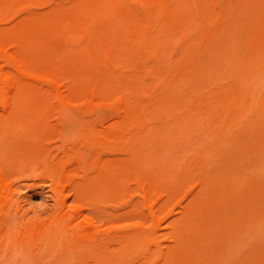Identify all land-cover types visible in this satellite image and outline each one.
I'll return each instance as SVG.
<instances>
[{"label": "bare ground", "instance_id": "1", "mask_svg": "<svg viewBox=\"0 0 264 264\" xmlns=\"http://www.w3.org/2000/svg\"><path fill=\"white\" fill-rule=\"evenodd\" d=\"M262 68L264 0H0V264H264Z\"/></svg>", "mask_w": 264, "mask_h": 264}, {"label": "rangeland", "instance_id": "2", "mask_svg": "<svg viewBox=\"0 0 264 264\" xmlns=\"http://www.w3.org/2000/svg\"><path fill=\"white\" fill-rule=\"evenodd\" d=\"M262 69H264V68H262ZM260 73L264 74V71H262V72L260 71ZM259 76H261V75L259 74ZM261 78L264 79V75H262ZM261 78H259L260 83H259V80H256L259 83V84L256 83L257 84L256 85V87H257V90H256V101H257V103H259L260 101L261 102L264 101V80H262ZM223 80L226 81L227 79L225 78ZM75 152H76V148H74L73 153H75ZM19 189H20L19 193L14 198V205H15V203L20 204L21 210H22L21 213H23L26 216L27 220H29V219L32 220L35 217L43 218V217H46L48 215V213L50 212V210L52 208L53 199L50 196L51 193L48 190L47 186H44L40 183L35 184V183H33V181L23 180L20 182ZM182 197H183V193H181L177 198H175V200H173L171 205H170V206L174 205V212L175 213L180 210L179 202L182 200ZM121 201H122V199H119L118 202H116V204H118ZM9 221L13 226H17L19 219L15 218L14 214H11L9 217ZM123 223L124 222H121V221L119 222V224H123ZM127 223H129V222H127ZM259 229H260L259 230L260 232L262 230H264V225H261V227ZM259 231H257V232L259 233ZM262 232H264V231H262ZM257 234H256V237L258 238V236L261 233L259 235H257ZM259 238L261 239L262 236ZM260 239H258V240H260ZM242 246L243 247L240 246V250L245 251V248L247 250L251 245H248V243H247V245L244 244ZM247 246H249V247H247ZM249 249L251 250L252 246Z\"/></svg>", "mask_w": 264, "mask_h": 264}]
</instances>
